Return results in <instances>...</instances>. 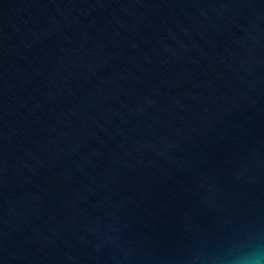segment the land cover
<instances>
[{
	"label": "water",
	"instance_id": "95a60500",
	"mask_svg": "<svg viewBox=\"0 0 264 264\" xmlns=\"http://www.w3.org/2000/svg\"><path fill=\"white\" fill-rule=\"evenodd\" d=\"M264 253V0H0V264Z\"/></svg>",
	"mask_w": 264,
	"mask_h": 264
},
{
	"label": "clouds",
	"instance_id": "9594fccd",
	"mask_svg": "<svg viewBox=\"0 0 264 264\" xmlns=\"http://www.w3.org/2000/svg\"><path fill=\"white\" fill-rule=\"evenodd\" d=\"M235 264H264V253H254L243 260L235 262Z\"/></svg>",
	"mask_w": 264,
	"mask_h": 264
}]
</instances>
